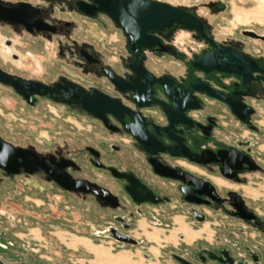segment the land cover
I'll use <instances>...</instances> for the list:
<instances>
[{"label": "flooded vegetation", "instance_id": "obj_1", "mask_svg": "<svg viewBox=\"0 0 264 264\" xmlns=\"http://www.w3.org/2000/svg\"><path fill=\"white\" fill-rule=\"evenodd\" d=\"M159 2L193 15L202 23V31L183 24L152 30L150 34L160 44L143 48L136 56L124 30L107 13L96 11L91 14L90 8H87L88 11L85 9V6H96L93 0L16 3L0 0V15L7 12L10 18L8 20L0 16V72L20 81L41 85L42 89L40 86H36V90L30 88L25 95L10 83L0 81V87L6 88L9 95L28 107H35L40 100H46L48 109L55 115L58 114V106L76 115L84 114L97 120L115 136L110 141H104L102 147L85 144L80 148L77 144L65 142L50 149H41L30 142L21 144L10 141L0 134V191L8 194L13 205L17 200L16 189L34 192L42 189L41 185L52 189L55 192L52 195L60 203H67L65 198L71 202L74 199L93 202L106 213L109 220L104 221V227L92 225L88 236L112 240L119 247L148 244L144 232L136 231L140 229L138 222L142 219L159 226L168 225L158 208H162L161 211L169 217L185 212L199 225L211 223L208 210L217 215L224 213L226 220L221 218L219 224H213L215 229L212 239L204 232L205 235L199 236L194 244L170 250V263L264 264V202L255 201L256 194L248 188L247 176L256 172L264 174L261 162V158H264L263 142L257 137L264 128L261 121L256 119L261 117L258 109L264 103V32L252 28L242 29L240 34L249 39L248 45L241 39L220 41L211 33L209 21L197 12ZM61 5L62 12L68 10L78 17L95 19L101 14L108 16L127 38L130 57L122 55L118 60L114 59V66L106 62L101 52L87 44L61 40L55 45V37H68V31L76 27L73 21L55 18V7ZM207 7L214 12L224 10L220 2H210ZM178 27L193 32L198 40L206 44V48L193 56L186 73L181 77L172 73L152 72L143 64L145 53H173L165 37ZM28 36L42 37L44 46L39 41H28ZM212 42L234 53L232 57L231 52L222 50L220 57L235 58L238 72H206L194 66L197 58L216 50ZM51 52H57L58 59L70 60L67 65L76 74H54L58 66L55 63L48 65L46 57ZM136 67L146 70L154 80L152 98L157 101L143 107L134 100L135 92L121 90L110 75L113 73L128 82L138 77ZM76 88L86 94L98 91L134 113H141L146 119L145 127L149 134L163 146L175 148L180 140L191 154L199 155L201 161L191 159L180 149L179 155H173L169 150H157L155 154H150L118 117L106 112V124L86 110L83 101H74L76 97L72 94ZM166 88L172 90L179 99V107L188 105L184 113L193 121L192 126L176 124L170 128L164 104L172 109L175 105L166 93ZM207 88L222 97L210 94ZM67 91L73 97L72 101L62 100ZM15 99L9 98L5 102L13 104ZM193 102H196V106ZM122 118L126 123H132L126 112H123ZM155 126L159 128L158 131ZM246 130L253 136L243 135ZM123 137L131 139L132 149L140 154L138 158L133 159L128 155L124 144L127 142ZM152 159L175 170L177 178L159 174ZM84 161L105 174V177L94 179L89 173L84 174ZM130 176L144 187H137L135 196L128 190V186L135 184ZM244 188L249 189L248 194ZM175 197L177 203L173 205ZM47 198L46 203L51 205L50 196ZM0 216L3 218L2 223L7 220L15 224L17 218L11 211L1 208ZM24 223L30 224L26 220ZM5 229H0V264H15V261L16 264H25L26 260L22 256H15L16 245L12 239H7L9 232L8 228ZM125 237L136 242L124 241Z\"/></svg>", "mask_w": 264, "mask_h": 264}, {"label": "rangeland", "instance_id": "obj_2", "mask_svg": "<svg viewBox=\"0 0 264 264\" xmlns=\"http://www.w3.org/2000/svg\"><path fill=\"white\" fill-rule=\"evenodd\" d=\"M5 1L16 3L36 0ZM159 1L197 12L209 21L211 33L220 41L241 39L248 45L249 39L243 38L240 34L242 29L252 28L264 32V20L249 18V13L259 7L257 0ZM210 2L222 3L224 10L214 12L207 7ZM55 9V18L73 21L76 24V27L68 31V37H55V45L61 40L69 43L75 40L79 44H87L101 52L106 62L114 66H116L114 59L118 60L122 55L126 58L130 57L127 52V38L108 16L101 14L95 19H89L78 17L68 10L62 12V5L56 6ZM165 39L172 46L173 53L158 55L147 51L143 58V64L156 74L172 73L181 77L186 73L188 63L193 56L206 48V44L198 40L193 32L180 27L167 33ZM27 40L39 41L44 46L42 37L28 36ZM46 57L48 65L55 63L58 66L54 74H76L67 65L70 60L58 59L57 52H51ZM22 74L27 75V73ZM9 98L15 99L14 96L9 95L6 88L0 87V134L10 141L21 144L30 142L41 149H50L65 142L77 144L80 148L85 144L102 147L104 141L115 138L97 120L88 118L84 114L76 115L58 106V114L55 115L48 109L46 100H40L35 107H28L16 99L13 104H8L5 100ZM12 105L15 107L13 108ZM258 114L261 117L256 119L261 121L264 128V103L260 104ZM243 135L253 136L248 130L243 132ZM257 137L262 139L264 149V129L262 134H257ZM123 138L127 142L124 144L128 155L133 159L138 158L140 154L132 149L131 139ZM261 162L264 166V158H261ZM83 164L86 165L84 174L89 173L94 179L105 177V174L93 169L85 161ZM247 176L248 188L253 189L256 194L255 201L263 203L264 174L256 172ZM41 188L34 192L29 189L27 192L16 189L15 205L10 204L12 201L8 199L5 191H0V208L11 211L17 217L15 224H12L7 220L2 223L3 218L0 216V229L8 228L7 239H12L16 245L14 254L22 256L26 260L25 264H171L168 260L170 250H177L181 245L194 244L195 240H199V236L205 235L204 232L208 233L209 239H212L215 229L213 224H219L221 218L226 220L224 213L217 215L214 211L208 210L211 223L199 225L185 212L169 217L161 211L162 208H158V212L164 215L163 220L168 225L159 226L142 219L138 222L140 229L136 231L144 232L148 244L119 247L112 240L88 236L92 225L104 227L106 225L104 221L109 220L106 213L95 203L83 199H74L71 202L67 198H65L68 200L67 203H60L52 195L55 193L52 189L44 185H41ZM244 190L248 194L249 189L244 188ZM48 195L51 205L45 201ZM174 200L173 205L177 203V198L175 197ZM25 220L30 224L25 225ZM195 233L197 234L193 236ZM136 235L140 236L137 233ZM14 263L16 264L17 261Z\"/></svg>", "mask_w": 264, "mask_h": 264}, {"label": "water", "instance_id": "obj_3", "mask_svg": "<svg viewBox=\"0 0 264 264\" xmlns=\"http://www.w3.org/2000/svg\"><path fill=\"white\" fill-rule=\"evenodd\" d=\"M96 4L95 7L85 6L91 9L90 13L93 14L96 11L105 12L109 17L121 27L126 36L128 37L130 48L133 53L138 56L143 48L153 47L157 44H160L159 40L150 34L152 30H163L166 28L172 27L174 24H183L188 28H197L202 31V23L197 20L193 15L186 12L181 8L171 6L166 3H162L154 0H93ZM88 11V10H87ZM1 16V15H0ZM4 19H10L7 12L1 16ZM216 50L210 53H205L204 56L197 58L194 62V66L199 69H203L206 72L212 70L225 71V72H238L237 62L235 61L234 53L231 50L224 49L212 42ZM222 50L231 52L232 57L222 59L220 53ZM135 71L138 74V77L131 78L130 81L125 82L124 80L116 77L111 73L112 79L116 82L117 86L123 91H133L135 92L134 100L138 103V106L143 107L145 105L151 104L154 100L152 98V84L154 82L152 76L144 69L136 67ZM0 81L5 83H10L14 85L20 93H27L36 86L41 85L32 84L24 81H20L11 76H7L0 72ZM196 87V86H194ZM166 93L171 98L172 102L175 105V108L172 109L164 104V110L170 122V128H173L176 124H185L188 126L193 125V121L186 117L184 111L187 109V106L179 107L180 101L177 97L174 96L172 90L166 88ZM212 95H217L222 97L218 92L208 89ZM41 91V90H38ZM74 91V90H73ZM67 91L64 94V101H72L73 97H76L74 101H83L84 108L88 110L94 116L102 119L107 124V119L105 113L109 112L118 117L126 127V129L132 133L136 140H138L150 154H155L157 150H169L173 155H179V149L184 152L186 156H190L191 159L196 161H201L199 155L191 154L190 151L178 140L179 145L177 147H165L157 139L151 136L148 130L145 127L146 119L142 116L141 113H134L129 108H126L120 104H117L114 100L109 98L106 95L94 91L92 94H86L82 92L81 89L76 88V91L73 92L72 96ZM194 105L196 102H193ZM196 106V105H195ZM236 110V108L234 107ZM237 111V110H236ZM123 112H126L130 116L131 124L126 123L123 120ZM158 131V127H156ZM153 137V138H152ZM152 163L155 165L156 171L166 177L177 178L176 171L170 167L163 166L157 161L152 159ZM131 177V176H130ZM133 178V177H131ZM135 181L136 186H128L129 192L135 196L138 188H144L139 181ZM122 240V238H121ZM124 241H133L128 239V237L123 238Z\"/></svg>", "mask_w": 264, "mask_h": 264}, {"label": "bare ground", "instance_id": "obj_4", "mask_svg": "<svg viewBox=\"0 0 264 264\" xmlns=\"http://www.w3.org/2000/svg\"><path fill=\"white\" fill-rule=\"evenodd\" d=\"M259 7L249 13V18L264 20V0H257Z\"/></svg>", "mask_w": 264, "mask_h": 264}]
</instances>
